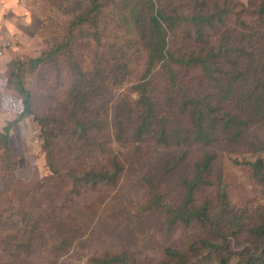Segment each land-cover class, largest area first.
<instances>
[{
	"label": "rangeland",
	"instance_id": "obj_1",
	"mask_svg": "<svg viewBox=\"0 0 264 264\" xmlns=\"http://www.w3.org/2000/svg\"><path fill=\"white\" fill-rule=\"evenodd\" d=\"M118 1L101 0L105 8L97 27L89 24L73 29L74 17L65 15L48 0H0L1 131L22 108L21 97L13 86L7 85L12 64L36 59L61 45L65 50L55 57L58 64L46 60L33 71L29 64L23 67L24 85L32 94L36 113L68 119L63 112L66 108L61 105L79 67L84 73L98 75V95H94L92 105L110 102L111 117L114 109L123 110L127 101L140 105L141 91L137 87L148 85V96L157 108L160 124L153 138L143 141L133 137L132 127L121 135L120 141L114 137L116 128L112 124L99 138L94 136L96 142L104 143L108 151L117 154L122 171L114 184L100 182L82 187L72 195L68 194L70 177L65 175L70 168L104 162L111 154L97 149L96 155L88 157L86 144L72 141L70 135L62 133L57 139L46 137L32 117L13 125L8 144L15 159L11 181L15 187L5 197L12 204L16 198L28 204L36 196L44 199L43 208L50 218L44 225L48 245L29 255L23 252L15 259L0 244V264H99L98 258L121 253L127 255L129 262L137 257L142 263L158 264L168 248L188 251L195 262L211 264L206 259L207 252L195 243L205 236L199 223L170 226L167 222V210L183 203L196 162L208 151L216 157L206 183L195 192V205L209 199L215 205V213L221 210L222 197L226 196L234 210L226 211L225 219H241L245 224L264 219V184L249 165L261 160L264 166V108L257 102L261 99L264 103V16L255 10L264 6V0H236L249 11L231 13L226 26L218 32H205L203 41L199 42L193 25L185 29L190 31L191 40L183 34L184 29L177 31V36L169 34L168 51L175 58L187 59L197 48L232 45L235 50L228 63L221 57L220 70L215 67L213 78L201 66H183L170 60L166 66L161 63L149 71L145 43ZM252 29L259 32L250 48L242 34L251 35ZM243 47L245 50H240ZM237 60L240 64L235 67ZM199 104L203 108L209 104L219 119L227 112L249 119L251 124L245 129V137L231 141L218 126L212 136L213 145H205L206 140H194L190 114ZM162 132L168 137L166 142L161 140ZM48 141L56 143L54 150L48 149ZM50 155L61 176L52 171ZM3 173L0 172L2 188ZM18 181L29 185L31 192L23 195L26 187L18 186ZM37 183H42L40 189L34 186ZM65 241L67 244H63ZM246 243L248 237L242 234L234 241V249L240 251ZM238 259L239 256L234 257L231 264Z\"/></svg>",
	"mask_w": 264,
	"mask_h": 264
},
{
	"label": "trees",
	"instance_id": "obj_2",
	"mask_svg": "<svg viewBox=\"0 0 264 264\" xmlns=\"http://www.w3.org/2000/svg\"><path fill=\"white\" fill-rule=\"evenodd\" d=\"M48 1L61 9L65 15L74 17L71 23L73 29L82 28L89 24L97 27L99 15L105 8L101 0ZM221 1H223L222 4ZM118 2L122 6L121 10L129 14V19L132 20L134 28L145 43L148 54L146 66L149 71L161 63L166 66L165 63L170 60L183 66H201L209 78L214 77L215 67L220 70L218 66L221 57L225 58L228 63L230 53L235 50L232 45L227 47L225 43L219 49L213 46L197 48L187 59L185 57L175 58V55L168 51L169 34L172 32L177 36V31L184 29L183 34L188 40H191L190 31L185 32V29L193 25L195 33L200 36V42L206 36L205 32H218L221 30L220 27L226 26L231 13L244 14L249 11L245 4L236 0H135L133 4L132 0H119ZM255 10L258 15L264 16V6ZM257 31L252 29L251 35L247 32L242 34L243 40L248 42L250 48H253L252 42L258 36L259 31ZM229 37L231 35H228ZM205 44L208 45L209 42ZM63 50H65L64 46H57L51 52L42 53L36 59L17 62V67H14L17 63H13L7 80V85L13 86L21 97L22 108L20 113L9 120L2 131L0 130V172L4 171L3 174H5L2 177L5 180L4 188L0 187V244L4 246L6 252L11 254L10 257H15V259L19 258L23 252L29 255L35 250H44L47 247L44 225L46 219L50 218L46 209L43 208V198L41 200L40 197L36 196L32 199L34 202L29 204L16 198L12 204L11 199L5 197L6 192L12 191L13 186L15 187L11 182L15 159L8 144L10 129L13 125L24 118L32 117L41 126L42 133L46 137L52 138L54 136L57 139L62 133L70 135L72 141H80L86 144L89 148L88 157L96 155L97 149L105 155L111 154V157L106 158L104 162L86 165L82 163L81 166L70 168L65 175L70 177L71 189L68 194L71 195L72 193H79L82 187L96 186L100 182L114 184L122 171L117 154L113 155V152L108 151L104 143L96 142L94 136L99 138L101 134L110 130L112 124L116 128L114 137L120 141L123 140L121 135L126 133L129 127L133 129V137L137 141H143L144 138H153L155 128L160 127V124L157 123V108L148 96V85L144 84L137 87L141 91L140 105H134L127 101L124 109L120 111L116 107L111 117L110 102L100 104L97 107L92 105L95 99L94 95H98V90L95 87V78L98 75L90 72L84 73L79 67L76 76L69 82L70 88L61 105L62 108H66L63 112H66L68 119L58 120L55 115L51 118L36 113L33 109L32 94L24 85L23 67L29 64L33 71L44 65L46 60L58 64L55 57L59 56ZM240 50H245V47ZM239 64L238 61L235 67H238ZM167 70L171 71V68L168 67ZM257 102L261 108H264L261 99H258ZM214 113L209 104L206 108L199 104L191 112L194 140H206L205 145H213L212 136L217 133L218 126L222 127L223 132L230 136L231 141H240L245 137V129H248L251 124L249 119H243L239 114L229 112L222 114L219 119ZM242 114H246L245 110H242ZM232 130L233 132H231ZM161 138L164 142L168 140L164 132H162ZM55 144L53 141H48V149L54 150ZM215 157L214 152L208 151L204 153L202 159L196 162L195 175L186 184L185 199L179 206L167 210L170 217L167 222L170 226L178 223L187 226L194 222L199 223L200 227L204 229L205 236L197 239L195 243L207 252L206 259L211 264H231L236 256L240 257L236 264H264V219L261 222L250 224H245L241 219H225L226 211L232 212L234 210L230 207L226 196L222 197L220 204L223 212L219 209L213 213L215 205L209 199L201 205H195V192L202 184L206 183V177L212 171ZM79 158L77 157V159ZM50 165L56 175H62L52 155H50ZM249 165L253 167L256 178L264 184V166L261 160L249 162ZM16 183L18 186L26 187L21 192L24 193L23 195L31 192L32 189L27 187L29 185L20 181ZM34 186L36 189H40L42 183L34 184ZM1 196H4L6 201H2ZM56 207L58 209L61 207L60 201ZM242 234H246L248 243L240 251H236L234 241ZM63 244H67V241ZM194 246L192 245V247ZM167 252L158 264H201L203 262L202 260L195 262L192 253L188 251L168 248ZM98 259L99 264H121L124 262H128L127 264H151L149 262L142 263V260L137 257H133L132 260L130 259L132 262H129L125 253L107 255Z\"/></svg>",
	"mask_w": 264,
	"mask_h": 264
}]
</instances>
